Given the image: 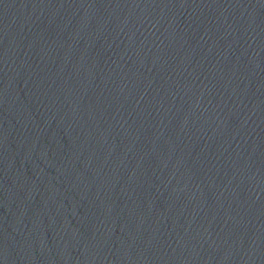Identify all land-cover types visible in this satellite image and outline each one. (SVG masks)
Masks as SVG:
<instances>
[{
	"label": "water",
	"instance_id": "95a60500",
	"mask_svg": "<svg viewBox=\"0 0 264 264\" xmlns=\"http://www.w3.org/2000/svg\"><path fill=\"white\" fill-rule=\"evenodd\" d=\"M0 264H264V0H0Z\"/></svg>",
	"mask_w": 264,
	"mask_h": 264
}]
</instances>
